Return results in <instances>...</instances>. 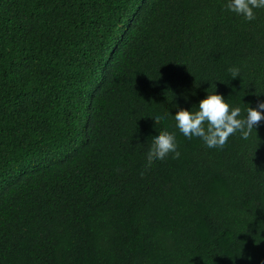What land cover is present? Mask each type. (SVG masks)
Instances as JSON below:
<instances>
[{"label": "trees", "instance_id": "1", "mask_svg": "<svg viewBox=\"0 0 264 264\" xmlns=\"http://www.w3.org/2000/svg\"><path fill=\"white\" fill-rule=\"evenodd\" d=\"M225 5L0 0V264H264V120L209 149L172 118L264 102V9Z\"/></svg>", "mask_w": 264, "mask_h": 264}, {"label": "clouds", "instance_id": "2", "mask_svg": "<svg viewBox=\"0 0 264 264\" xmlns=\"http://www.w3.org/2000/svg\"><path fill=\"white\" fill-rule=\"evenodd\" d=\"M227 11L242 17L247 21L256 18V10L264 9V0H226ZM229 73L233 78L239 75V69L230 67ZM197 107H178L172 118L175 127L186 138H198L209 148H223L231 135L239 133L241 139L248 140L253 130L264 120V102L256 107L249 106L245 109L246 115L242 116V110L238 106L230 105L228 100L215 91H208L207 95L196 105ZM156 121L159 117H154ZM173 158H179L176 135L167 130L157 131L152 136V143L147 152V162L164 160L169 154Z\"/></svg>", "mask_w": 264, "mask_h": 264}]
</instances>
